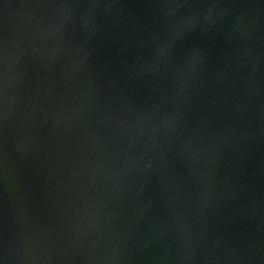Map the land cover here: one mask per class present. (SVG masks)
<instances>
[{"label": "water", "instance_id": "obj_1", "mask_svg": "<svg viewBox=\"0 0 264 264\" xmlns=\"http://www.w3.org/2000/svg\"><path fill=\"white\" fill-rule=\"evenodd\" d=\"M0 264H264V0H0Z\"/></svg>", "mask_w": 264, "mask_h": 264}]
</instances>
